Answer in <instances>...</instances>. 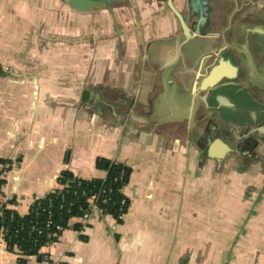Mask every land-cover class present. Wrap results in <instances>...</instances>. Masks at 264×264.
I'll use <instances>...</instances> for the list:
<instances>
[{
    "label": "crops",
    "instance_id": "obj_1",
    "mask_svg": "<svg viewBox=\"0 0 264 264\" xmlns=\"http://www.w3.org/2000/svg\"><path fill=\"white\" fill-rule=\"evenodd\" d=\"M235 33L249 52L211 56L162 0H0V203L26 214L64 170L103 178L98 159L130 169L121 222L72 217L28 264H264V21ZM209 119L235 148L220 161Z\"/></svg>",
    "mask_w": 264,
    "mask_h": 264
},
{
    "label": "trees",
    "instance_id": "obj_2",
    "mask_svg": "<svg viewBox=\"0 0 264 264\" xmlns=\"http://www.w3.org/2000/svg\"><path fill=\"white\" fill-rule=\"evenodd\" d=\"M97 165L106 170L105 179H82L70 171L64 170L58 177V184L62 187L55 188L45 196L35 199L26 214L22 215L5 206H0V229L4 226L7 227L9 235H13L15 229H20L17 238L23 237L24 239H21L19 243L26 249L30 248L29 254H37V258L40 260L43 259V255L38 253L40 247L57 241L61 230L68 227L69 218L81 213L79 207H85L86 197L92 192L107 186L112 187L113 190L108 195L111 200L106 206H108V212L116 216L120 198L117 190L126 183L130 169L126 165L105 159H98ZM121 171L124 172V175L122 179H119ZM2 182L0 179V187ZM83 192L86 194L83 195ZM48 220H50V224L46 226ZM121 221L117 220V222ZM57 226H60L61 229H57ZM32 227L36 231H32V237L28 238L27 234L32 230ZM74 227L79 229L80 225L76 224ZM33 240L36 242L34 243Z\"/></svg>",
    "mask_w": 264,
    "mask_h": 264
},
{
    "label": "flooded vegetation",
    "instance_id": "obj_3",
    "mask_svg": "<svg viewBox=\"0 0 264 264\" xmlns=\"http://www.w3.org/2000/svg\"><path fill=\"white\" fill-rule=\"evenodd\" d=\"M163 1V0H162ZM204 20L199 23V32L196 33L199 20V7H192L190 0H185L182 9L177 8L183 15L186 24L189 26L192 36L199 37L205 41L204 50L208 55L215 56L216 53L224 56L236 57L249 52L248 45L244 46L237 40L235 28L239 22L261 23L264 21V0H203ZM262 1V2H260ZM174 3V0H173ZM163 5L167 6L166 0ZM175 5V3H174ZM176 6V5H175ZM169 9V8H168ZM170 10V9H169ZM172 13V12H171ZM173 14V13H172ZM174 15V14H173ZM175 17V16H174ZM176 18V17H175ZM191 18V19H190ZM177 19V18H176ZM178 21V20H177ZM193 21V26L191 22ZM183 33L180 23L178 22ZM184 34V33H183ZM221 42V47L216 43ZM203 50V49H202ZM248 130V129H247ZM246 130V131H247ZM255 141L248 137L242 146V151L253 149ZM250 150V151H251ZM241 151V150H240Z\"/></svg>",
    "mask_w": 264,
    "mask_h": 264
},
{
    "label": "built area",
    "instance_id": "obj_4",
    "mask_svg": "<svg viewBox=\"0 0 264 264\" xmlns=\"http://www.w3.org/2000/svg\"><path fill=\"white\" fill-rule=\"evenodd\" d=\"M123 175H124V172L121 171L118 178L122 179ZM105 177H106V175L103 177V179H105ZM61 187H62V185L58 184L57 188H61ZM123 187H124V185L117 190V193L120 195V198H119L116 216H113L111 213H109L108 212V206H106V204H108L109 201L111 200V197L108 195L113 190L112 187L107 186L105 188H100L99 190L92 192L90 195H88L86 197L85 207L84 208L79 207V210L81 213L77 214V215H73L70 218L78 217L82 222H87L90 220V218L93 215H98L99 217L111 216V217H113V219L116 222L118 219L122 220L123 216L125 215V213L127 211V206H128L127 205L128 199L125 196V194L123 193ZM85 194L86 193L83 192V195H85ZM113 205H114V202H113ZM0 206H5L6 208H8L10 210H14L12 208V206H14V197L12 195H6L4 197V204L0 203ZM69 211L70 210L68 209V212ZM49 224H50V220L47 221L46 226H49ZM57 229H61L60 226H57ZM19 230L20 229H15L13 231V235H9L8 228L5 226L2 227L0 229V244H2L5 248V251L12 256L13 264H28L29 259L32 256L37 257V254H29L30 248L26 249V248L22 247V245L19 243V241L21 239H24V238L23 237H21L20 239L17 238ZM32 231H36L34 227H32V230L28 232V234H27L28 238L32 237L31 236ZM37 233H40V231H37ZM33 242L35 243L36 240H33ZM51 243H54V242H49L46 245L51 244ZM42 247H40V249ZM40 249L38 250V253L42 254L40 252ZM43 258H44V255H43ZM42 260L43 259H40L39 261H42Z\"/></svg>",
    "mask_w": 264,
    "mask_h": 264
},
{
    "label": "water",
    "instance_id": "obj_5",
    "mask_svg": "<svg viewBox=\"0 0 264 264\" xmlns=\"http://www.w3.org/2000/svg\"><path fill=\"white\" fill-rule=\"evenodd\" d=\"M66 3L73 9V10H79V11H90L93 9H98V8H109L111 9V5L120 1V0H65ZM167 6L170 9V11L174 14V16L177 18L178 22L180 23L181 29L184 33V35L186 36V38H190L192 37V32L189 28V26L186 24L183 15L180 13V11L176 8V6L173 3V0H166ZM190 3L192 5V7L195 9L196 6H198L200 9V16H199V20L197 22V29H196V33L199 32V23L201 20H204V16H203V12H204V8L203 4L204 1L203 0H190ZM220 65V62H218L216 65H214L212 67V72L216 73V70L218 69ZM208 86H206L205 88H207ZM211 129H214L216 132V137L214 138L213 142L215 144L221 145V147L217 150V151H213L212 147L211 150L210 148L207 149L206 154L210 157L215 158L216 160L220 161L222 160L226 155H228L230 152L234 151L235 148L232 147L228 142H226L222 136L219 135V132L216 129V124L214 122L211 121V119H209L208 124H207V128L204 131V136L210 132ZM260 127H252L249 130L246 131V133L242 136L243 140H246L249 135L253 132H257L259 131ZM233 132L235 133L236 129L233 128L232 129ZM249 150H251V148H248Z\"/></svg>",
    "mask_w": 264,
    "mask_h": 264
},
{
    "label": "rangeland",
    "instance_id": "obj_6",
    "mask_svg": "<svg viewBox=\"0 0 264 264\" xmlns=\"http://www.w3.org/2000/svg\"><path fill=\"white\" fill-rule=\"evenodd\" d=\"M164 1V0H163ZM122 2H124V0H120V1H118V3H122ZM117 3V2H116Z\"/></svg>",
    "mask_w": 264,
    "mask_h": 264
},
{
    "label": "bare ground",
    "instance_id": "obj_7",
    "mask_svg": "<svg viewBox=\"0 0 264 264\" xmlns=\"http://www.w3.org/2000/svg\"><path fill=\"white\" fill-rule=\"evenodd\" d=\"M220 103V102H219Z\"/></svg>",
    "mask_w": 264,
    "mask_h": 264
}]
</instances>
